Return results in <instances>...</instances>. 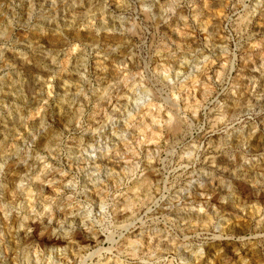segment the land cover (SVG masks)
I'll use <instances>...</instances> for the list:
<instances>
[{
  "label": "rangeland",
  "instance_id": "rangeland-1",
  "mask_svg": "<svg viewBox=\"0 0 264 264\" xmlns=\"http://www.w3.org/2000/svg\"><path fill=\"white\" fill-rule=\"evenodd\" d=\"M38 251L264 264V0H0V264Z\"/></svg>",
  "mask_w": 264,
  "mask_h": 264
},
{
  "label": "clouds",
  "instance_id": "clouds-1",
  "mask_svg": "<svg viewBox=\"0 0 264 264\" xmlns=\"http://www.w3.org/2000/svg\"><path fill=\"white\" fill-rule=\"evenodd\" d=\"M61 211H63V209H61ZM91 214L89 213L88 219H91ZM51 226V221L49 222V227ZM63 223L60 224V228H58L56 231L59 232L60 229L63 228ZM31 234V230L29 231V235ZM31 264H45V260L42 258V253L41 252H36L34 257H31ZM20 264H25L24 261H21ZM48 264H51V262L49 261Z\"/></svg>",
  "mask_w": 264,
  "mask_h": 264
}]
</instances>
